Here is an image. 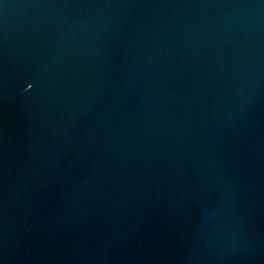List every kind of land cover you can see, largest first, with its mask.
<instances>
[{"label":"water","instance_id":"1","mask_svg":"<svg viewBox=\"0 0 264 264\" xmlns=\"http://www.w3.org/2000/svg\"><path fill=\"white\" fill-rule=\"evenodd\" d=\"M0 264H264V0H0Z\"/></svg>","mask_w":264,"mask_h":264}]
</instances>
